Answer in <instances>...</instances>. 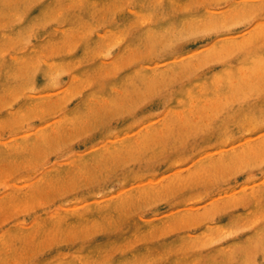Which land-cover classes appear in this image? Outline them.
Masks as SVG:
<instances>
[{
  "label": "rangeland",
  "instance_id": "1",
  "mask_svg": "<svg viewBox=\"0 0 264 264\" xmlns=\"http://www.w3.org/2000/svg\"><path fill=\"white\" fill-rule=\"evenodd\" d=\"M0 264H264V0H0Z\"/></svg>",
  "mask_w": 264,
  "mask_h": 264
}]
</instances>
